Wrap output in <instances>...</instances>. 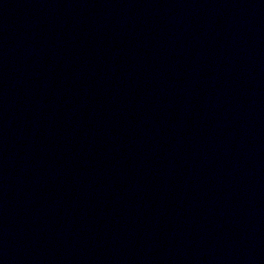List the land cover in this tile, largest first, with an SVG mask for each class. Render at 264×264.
<instances>
[{"label": "water", "instance_id": "water-1", "mask_svg": "<svg viewBox=\"0 0 264 264\" xmlns=\"http://www.w3.org/2000/svg\"><path fill=\"white\" fill-rule=\"evenodd\" d=\"M0 264H264V0H0Z\"/></svg>", "mask_w": 264, "mask_h": 264}]
</instances>
